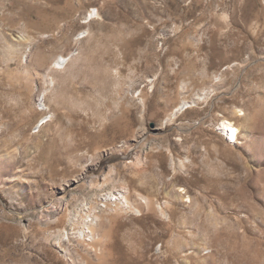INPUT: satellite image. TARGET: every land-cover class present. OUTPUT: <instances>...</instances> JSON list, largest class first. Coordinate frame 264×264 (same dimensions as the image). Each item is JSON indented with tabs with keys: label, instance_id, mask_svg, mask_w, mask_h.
Wrapping results in <instances>:
<instances>
[{
	"label": "rangeland",
	"instance_id": "obj_1",
	"mask_svg": "<svg viewBox=\"0 0 264 264\" xmlns=\"http://www.w3.org/2000/svg\"><path fill=\"white\" fill-rule=\"evenodd\" d=\"M0 264H264V0H0Z\"/></svg>",
	"mask_w": 264,
	"mask_h": 264
},
{
	"label": "bare ground",
	"instance_id": "obj_2",
	"mask_svg": "<svg viewBox=\"0 0 264 264\" xmlns=\"http://www.w3.org/2000/svg\"><path fill=\"white\" fill-rule=\"evenodd\" d=\"M96 12L97 11H94L92 12V17L93 15L95 14L96 15ZM91 19V18H90ZM67 59H65L64 57H60L59 60L56 61L57 64H63V63H66ZM61 62V63H60ZM201 97V96H200ZM193 102H182V104H180V106L178 107H181V110L183 108H188L190 107V105L192 104ZM177 109V107H176ZM176 109L172 111L171 113V116H175L176 113ZM170 120V119H168ZM219 130L226 136V137H229L230 139L232 140H236L237 138V134H238V129L234 127V125L229 122V121H222L220 124H219Z\"/></svg>",
	"mask_w": 264,
	"mask_h": 264
},
{
	"label": "built area",
	"instance_id": "obj_3",
	"mask_svg": "<svg viewBox=\"0 0 264 264\" xmlns=\"http://www.w3.org/2000/svg\"><path fill=\"white\" fill-rule=\"evenodd\" d=\"M60 63H61V62H60ZM62 65H65V63H63ZM225 137H226V136H225ZM226 139L229 141V143H234V141H235V140L230 139L229 137H226ZM134 212L137 213V214H139V212L136 211V210H135ZM88 234L91 235L90 232H88Z\"/></svg>",
	"mask_w": 264,
	"mask_h": 264
}]
</instances>
